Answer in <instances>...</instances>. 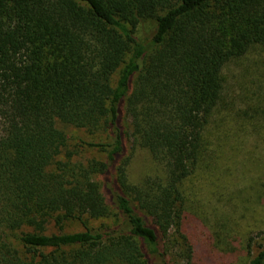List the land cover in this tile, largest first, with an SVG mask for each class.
Returning a JSON list of instances; mask_svg holds the SVG:
<instances>
[{
  "label": "trees",
  "instance_id": "trees-1",
  "mask_svg": "<svg viewBox=\"0 0 264 264\" xmlns=\"http://www.w3.org/2000/svg\"><path fill=\"white\" fill-rule=\"evenodd\" d=\"M254 45L264 0H0V264H195L185 182ZM69 126L103 156L78 159ZM130 139L162 173L129 179Z\"/></svg>",
  "mask_w": 264,
  "mask_h": 264
},
{
  "label": "rangeland",
  "instance_id": "rangeland-1",
  "mask_svg": "<svg viewBox=\"0 0 264 264\" xmlns=\"http://www.w3.org/2000/svg\"><path fill=\"white\" fill-rule=\"evenodd\" d=\"M225 74L224 98L211 119L206 152L185 182L187 203L181 230L195 245V264H243L245 237L254 238V251L264 239V45H254L233 60ZM66 129L78 159L103 156L84 143L98 137L84 129ZM127 146L132 151L128 175L133 183L162 173L147 148L131 139ZM108 221L92 219L91 224ZM223 222L228 227L218 231ZM76 228L77 222L67 225V229ZM172 236H177L176 230ZM215 244L235 251L226 253Z\"/></svg>",
  "mask_w": 264,
  "mask_h": 264
}]
</instances>
